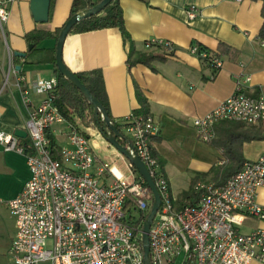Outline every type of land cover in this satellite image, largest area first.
<instances>
[{"label": "built area", "instance_id": "2783aa9c", "mask_svg": "<svg viewBox=\"0 0 264 264\" xmlns=\"http://www.w3.org/2000/svg\"><path fill=\"white\" fill-rule=\"evenodd\" d=\"M14 1L0 0L3 37ZM196 13L193 7L186 10L189 20ZM144 48L165 57L175 53L172 43L163 40H147ZM188 51L215 71L222 67L217 55L198 45ZM12 73L18 75L19 85L23 78L14 69ZM249 81L236 77L232 95L193 120L198 141L210 144L221 122L264 124V95H248L244 84ZM57 85L55 77L34 83L33 91L42 99L29 112L25 140L0 131L2 149L23 156L29 172L14 199H0L15 224L11 263L144 264L142 230L153 194L125 157L119 155L125 174L111 163L97 161L76 118L68 121L60 113ZM24 101L29 102L25 97ZM123 122L124 147L143 163L160 198L148 233L150 264H264V230L240 231L247 219L264 223V206L256 201L257 191L264 189V155L245 162L221 186L197 183L196 204L178 207L152 149L159 126L149 115L130 114ZM56 125L64 126L60 134L67 146L52 147L48 131Z\"/></svg>", "mask_w": 264, "mask_h": 264}, {"label": "crops", "instance_id": "0c3cea01", "mask_svg": "<svg viewBox=\"0 0 264 264\" xmlns=\"http://www.w3.org/2000/svg\"><path fill=\"white\" fill-rule=\"evenodd\" d=\"M118 1L129 41L118 29L69 34L64 42L62 61L74 74L101 72L110 117L121 128L123 120L130 114L138 113L141 108L137 94L145 101L143 115L151 116L159 126L155 138L160 141L152 139L153 153L163 162L160 165L172 194L171 168H190V172L187 171L189 188L190 180L197 176H201L200 182L205 183L202 180L213 178L210 170L223 162H220V151L198 141L193 120L203 117L229 98L234 92L236 77L250 78L244 84L248 95H264V41L258 38L262 5L249 0ZM30 2L15 0L10 5L5 25L8 38L0 36V131L10 135L16 131L25 132L29 112L42 99L33 91L34 83L39 79H57L48 63L56 44L52 40L44 41L40 45L42 51L27 58L30 49L24 36L33 30L52 32L60 28L69 18L73 0H54L49 8L48 22L44 24L34 21ZM190 7L197 10L192 20L186 15ZM150 39L171 42L175 53L165 57L158 50H146L144 42ZM220 43L227 48L223 55L218 50ZM192 45L218 53L222 67L213 71L206 63L190 55L188 49ZM14 53L25 54L24 58L17 57L21 59L17 65L12 64L13 57H16ZM149 54L165 59L153 61L149 66L128 63V60ZM25 59L32 65L24 63ZM40 61L42 63H38ZM10 69L16 70L23 78L21 88L18 75L12 74ZM8 73L10 75L6 78ZM9 77L12 78L10 82ZM24 97L29 100L28 103ZM222 123L235 122L216 124L215 134L216 127ZM77 124L80 132L87 137L97 161L111 163L125 174L120 154L108 144L100 131L94 126ZM63 130V125H56L48 131L49 138L51 135L57 146L68 145L60 134ZM263 155L264 141L244 143L242 146L245 161H256ZM191 156L197 157L196 162L190 160ZM28 179L24 157L5 152L0 146V199L4 202L14 199ZM183 194H173L178 207L185 201ZM256 201L264 206V189L257 191ZM3 207L12 220V230L9 234L0 235V264H12L9 249L15 235V224L4 204H0V213ZM250 220V232L264 230V223Z\"/></svg>", "mask_w": 264, "mask_h": 264}, {"label": "trees", "instance_id": "16d2710c", "mask_svg": "<svg viewBox=\"0 0 264 264\" xmlns=\"http://www.w3.org/2000/svg\"><path fill=\"white\" fill-rule=\"evenodd\" d=\"M54 0H51V5ZM102 0H73L70 14L67 21L75 14L82 12L87 9H91L99 4ZM251 2H260L261 7V18L262 25L260 27L258 38L264 41V0H249ZM66 21V22H67ZM64 25L60 28L55 29L52 32L33 30L24 36V40L31 49L27 52V58L41 52L40 45L47 40H52L55 44L59 37V34ZM118 29L125 40L129 41V36L125 31L124 22L122 17V10L118 0H112L99 14L91 16L82 21L76 23L69 34H84L94 31ZM199 46V45H198ZM227 49L224 44L218 45L220 55L224 54V50ZM199 50L207 51L202 46H199ZM208 52V51H207ZM212 55L220 56L218 53H211ZM220 58V57H219ZM165 58L157 55H140L133 60H128L129 65L142 64L149 66L153 61H163ZM21 59L13 57L12 64L17 65ZM27 65L26 59L23 60ZM42 63V61L38 62ZM48 63L53 69L54 75L57 77V95L58 100L56 105L66 120L71 121L73 117L76 118L77 122L88 127L93 125L100 133L104 136L105 125L102 122L100 116L95 117L92 106L86 101V99L80 94V92L68 81L66 78L61 76L55 66V49L52 51V55L48 60ZM206 63V62H204ZM207 64V63H206ZM212 69V68H211ZM213 70V69H212ZM215 71V70H213ZM218 71V70H217ZM79 81L87 88L92 97L96 99L102 108L108 114L110 121L113 123L114 128L118 133L124 136L123 128L118 126L114 120L111 119L109 113L108 100L105 93L101 72L98 70L88 73H77L75 74ZM22 84L20 83V88ZM138 101L141 105L140 110L136 115H143L145 113V101L137 94ZM86 137V136H85ZM87 138V137H86ZM125 138V137H124ZM117 139L118 143L122 146L125 145V139ZM52 141V147L55 148V139L50 135ZM154 141L159 142V138H152ZM254 141H264V126L260 123L256 127H250L242 123H227L220 124L216 127V138L208 145L212 146L216 150L221 152V165H217L210 170L213 175L214 185H223L231 176L238 173L245 162L242 157V146L244 143H251ZM155 156V154H154ZM159 160V158H158ZM159 163L163 165V162L159 160ZM201 176H197L191 180L190 189L185 192L183 196V203L180 206H193L198 200V194L194 191L193 187L198 182Z\"/></svg>", "mask_w": 264, "mask_h": 264}, {"label": "water", "instance_id": "95a60500", "mask_svg": "<svg viewBox=\"0 0 264 264\" xmlns=\"http://www.w3.org/2000/svg\"><path fill=\"white\" fill-rule=\"evenodd\" d=\"M112 0H102L99 4H97L95 7L91 9L84 10L82 12H79L75 14L73 17H71L63 26L59 37L56 42L55 46V66L57 71L61 76L66 78L68 81L71 82V84L80 92V94L86 99V101L92 106L93 112L95 117L100 116L102 122L105 125V131H104V138L108 142V144L114 148L120 155L128 159L135 167L137 172L140 174V176L146 181V184L150 188L153 197L154 202L152 205V208L150 210V213L148 214L147 219L144 222L143 230H142V243H143V252H144V264H150L149 262V242H148V233L149 228L151 226V223L159 210L160 207V198L158 195V192L156 188L153 185V182L148 174L147 169L143 165V163L138 158H132L128 152V150L120 145L117 141V139L124 138L123 135L118 133L116 129L114 128L113 123L110 121L108 114L106 111L102 108L100 103L92 97L90 92L87 90V88L79 81V79L76 77L74 73H72L66 65L62 61V50L64 46V42L69 35L71 28L78 23L79 21H82L86 18H89L91 16H95L99 14ZM50 2L51 0H31L30 2V12L32 14V17L36 23H47L49 18V8H50ZM28 49H31L29 46ZM14 56L24 58L25 54L23 53H14ZM111 132V136L106 137V131ZM14 136L18 138H26V133L21 131H16L14 133ZM125 139V138H124Z\"/></svg>", "mask_w": 264, "mask_h": 264}, {"label": "rangeland", "instance_id": "374dc122", "mask_svg": "<svg viewBox=\"0 0 264 264\" xmlns=\"http://www.w3.org/2000/svg\"><path fill=\"white\" fill-rule=\"evenodd\" d=\"M0 36L2 38V35H0ZM4 38L5 39L8 38L7 28H5V31H4ZM11 73H12V70H11ZM9 75H10V73H8L6 75V78H8ZM11 80H12V78L9 77L8 82H10ZM90 126H93V125H90ZM90 126H88V127H90ZM196 158H197L196 156H191L190 160L196 162ZM185 163H188V162H185ZM192 165L190 164V166H192ZM170 171H171V177H172L171 181H173L171 183L173 194L175 196H179V195L185 193L188 190V188H189V184H188L189 183V176H188V173L190 172V168L185 169V168L181 167V168L177 169V168L174 167V168H171ZM187 171H189V172L187 173ZM212 180H213V178L211 180L208 179V180H202V181L205 182L204 184H213ZM200 181H201V179H198L197 183H202ZM196 184L194 185V187L196 186ZM194 187H193V189H194ZM11 221L12 220L9 219L7 211L4 208L3 212L0 213V235H4L5 232H6V234L11 233V230H12V222ZM251 224H252V221L250 219H247V221H245L243 226L240 228L241 229L240 231L243 234L250 233V230H248V227H251ZM175 264H179V262H177Z\"/></svg>", "mask_w": 264, "mask_h": 264}]
</instances>
